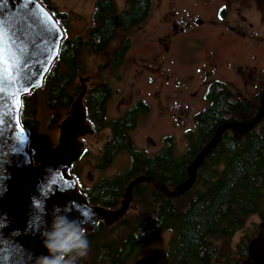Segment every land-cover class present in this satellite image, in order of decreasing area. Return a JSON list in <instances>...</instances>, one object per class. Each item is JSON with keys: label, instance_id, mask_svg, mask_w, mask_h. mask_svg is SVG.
<instances>
[{"label": "trees", "instance_id": "trees-1", "mask_svg": "<svg viewBox=\"0 0 264 264\" xmlns=\"http://www.w3.org/2000/svg\"><path fill=\"white\" fill-rule=\"evenodd\" d=\"M39 1L56 17L63 31L58 54L38 89L46 93L45 103L51 109L47 126L55 122L58 126L61 119L70 114L75 98L82 94L84 119L97 133L106 125L104 102L111 94V86L97 82L82 91L75 85L76 78L86 72L81 50L84 47L91 54L104 50L117 31L144 20L151 0H126L125 8L119 12L114 0H95L94 26L87 35L74 37L67 36V12L59 10L49 0ZM127 41L122 42V48ZM35 90L22 96L19 119L28 135L27 152L32 163L38 164L56 143L51 147H47L48 143L38 146L32 97ZM259 93L243 99L227 83L214 82L206 94L210 101L208 106L195 115L196 134L189 138L187 148L180 155L174 153V140L170 135L164 137V145L153 154L137 149L125 132L135 121L134 110H129L120 119L110 122L114 137L105 144L104 163L97 165L98 168L107 166L115 148L123 149L130 155L126 170L90 186L81 183L72 168L73 163L68 173L77 178L76 188L91 206L108 211L121 206L128 183L140 175L151 177L163 188L172 190L188 178L192 161L221 124L247 121L255 116L261 103ZM56 108L61 111H54ZM137 108L140 110V105ZM96 120L101 123L97 125ZM252 215L258 217L259 225L247 224ZM263 223L264 114L253 128L243 133L225 130L197 168L193 184L183 194L168 196L147 181L135 185L130 207L120 219L112 222L98 219L92 228L86 229L90 250L79 264H132L138 250L165 230L173 232L166 249V264H245L248 244ZM237 232L241 234L234 242Z\"/></svg>", "mask_w": 264, "mask_h": 264}, {"label": "water", "instance_id": "water-1", "mask_svg": "<svg viewBox=\"0 0 264 264\" xmlns=\"http://www.w3.org/2000/svg\"><path fill=\"white\" fill-rule=\"evenodd\" d=\"M0 24L22 37L17 41L20 51L12 50L15 58L7 66L16 83L12 87L6 86L0 94V225H3L0 226V264H37L38 257L48 255L43 246V233L49 230L54 214L65 215L90 229L98 219L112 222L121 218L129 208L133 186L141 181L152 183L168 196L183 194L193 184L198 166L225 130L243 133L253 128L264 114L261 99L257 113L250 120L221 124L211 141L192 161L188 178L174 189L163 188L153 178L140 175L128 183L117 210L90 206L68 173V167L83 149V144L76 139L77 126L84 119L81 102H75L72 112L61 125L56 145L37 165L32 164L27 152L28 135L19 119L21 98L42 87L43 79L58 54L63 31L56 17L39 0H0ZM21 76L23 79H18ZM25 84L30 86L26 89ZM49 177L56 181V185L51 184ZM84 209L87 215L83 214ZM33 216L37 218L36 223L29 227ZM161 254L160 249H154L133 264H156ZM244 263L264 264V223L250 240Z\"/></svg>", "mask_w": 264, "mask_h": 264}, {"label": "flooded vegetation", "instance_id": "flooded-vegetation-1", "mask_svg": "<svg viewBox=\"0 0 264 264\" xmlns=\"http://www.w3.org/2000/svg\"><path fill=\"white\" fill-rule=\"evenodd\" d=\"M156 3L157 4L155 7L157 6L156 8L159 10L161 9L160 23L162 27L159 29V33L152 39L148 40L143 38L142 44L150 49V51L145 54V57H143L142 53L137 57H126L127 51L130 50L132 46V38H130V36L127 34L124 35V33H127L130 28L124 29L120 32L123 34L121 38L117 37V34L119 33L117 31L107 44L106 48L101 52H98L99 54L106 52L113 42H118V48L116 51H114L112 58L106 62L105 65L107 67H105L101 73L98 74L99 80H97L94 84L97 82L107 83L106 79L110 75L113 80L117 79V82L115 83L118 85V90L122 92L126 87V83L124 82L125 79L122 75L132 72L133 80L128 82L130 90L118 98V103L116 104L115 113L112 118H109L111 113L108 111V104L110 99L113 97H111L112 87L110 96L104 102L106 125L103 128L101 127L99 130H97V134H103V131H106L107 133H104V136L106 137L101 141L102 143L100 144V148L96 157L97 165L99 163H104L102 162V158L105 156V144L110 138L114 137V132H112L110 129V122L112 120L120 119L129 110H134L133 114H135V121L132 126L125 129V132L130 137L133 145L136 147L133 135L137 133L141 123H143L140 121L138 125V119L146 116L145 120H147V118L153 111H155V109L158 111L160 116L164 117V115H171L173 119L176 120L174 124L176 123L177 126L184 124L189 119L193 120L195 129L186 130L184 132L189 143V140L194 138L196 134V124L194 120L195 115L208 106L210 101L206 94L212 84L216 81L227 83L236 93H239L237 92V87L229 84L231 83L230 81H233L234 83H243V80L244 82L254 81L252 83L253 85L254 83H259V86H261L259 89V100L261 101V96L263 100L264 90L262 88L264 85L260 80V77H262V80L264 79V62L263 66L259 68L253 63L242 62L241 64L239 63L240 61L235 58L240 56L248 45L251 46L252 43H258V41L255 39V37L258 36L257 31L254 33H249L247 31L246 26L251 28L253 25L252 23H248L246 21V16L242 13L241 8H234L232 15H229V11L233 9L231 0H156ZM153 6L154 0H151L150 11L153 9ZM197 7H201L203 10L210 11V25L206 28H203L204 25L202 24V20L194 15V10ZM134 26L135 25H133L131 28ZM207 33L215 34L219 37V39L226 40V42L229 43L226 45L207 48L203 52L202 56L196 57L195 53L197 50H200L203 48V46H205L208 38ZM116 38L117 40H115ZM124 38L128 41L127 45L122 48L121 44L125 40ZM231 47L235 48L230 51L227 50ZM228 54H230L231 57H227ZM233 56L234 58H232ZM249 59L251 61H255L256 55L251 54ZM120 64L122 73L115 74V71ZM145 69L151 74L146 79V84L154 88L152 93L148 92L149 96H154V105L149 100H147L144 95H142V91L134 88V85L140 81V78L144 77L143 73ZM183 69L186 71L182 72ZM222 76L224 77V80L222 79ZM119 82L123 83V87L120 88ZM115 83L114 86L117 87ZM75 85L77 84L75 83ZM191 87H194V89L192 90ZM133 90L138 91V94H136L134 98L132 94ZM119 93H116L115 95L119 96L121 94ZM257 93L258 91L255 93V95ZM240 98L243 97L240 95ZM196 102L197 104L195 105L194 103ZM138 105H140L141 111L139 108H137ZM128 118H130V116ZM83 120L88 126V123L85 121V119ZM96 122L97 125L101 123L100 120H96ZM88 128L92 133L93 131L91 130L90 126H88ZM167 135L169 134H166V136ZM152 143L153 140L151 135L148 134L147 144L151 146ZM136 148L143 151L145 154H153L160 149L159 147L155 152L152 151L153 153H149L144 149H140L138 147ZM84 152L85 151L83 147L79 157ZM116 155L117 158L123 159L124 157H129L130 159V155L127 151L115 148V154L111 159V162L107 166L104 165L105 167H103V165H101V168H98L97 166L96 167L106 171V169L110 168L116 163ZM92 184H94V182ZM166 231L170 232L169 230L163 231L154 241H156ZM171 236L172 232H170V239ZM170 239L168 238V243ZM153 242L149 243L148 245H152ZM168 243H166V246H168ZM154 249L158 248L153 247L152 250ZM166 249L167 247L161 249L162 254L156 264H166ZM149 254H146L142 257L148 256ZM163 255L164 260L160 262Z\"/></svg>", "mask_w": 264, "mask_h": 264}, {"label": "rangeland", "instance_id": "rangeland-1", "mask_svg": "<svg viewBox=\"0 0 264 264\" xmlns=\"http://www.w3.org/2000/svg\"><path fill=\"white\" fill-rule=\"evenodd\" d=\"M52 4H54L59 10L67 12L69 16V24L67 28V36L68 37H74L76 35H87L88 31L94 26L92 21V13L94 9V2L95 0H49ZM116 11L119 12L126 6V0H114ZM156 0H154V6L153 9L148 13V15L142 20L140 23L136 24L133 28H130V30L127 33H124L129 35L130 38H132V46L130 50L127 51L126 57L132 58L137 57L139 54H143V57H145V54H147L150 49L145 47V45L142 44L143 38L145 39H152L159 33V29H161L162 25L160 23L161 18V9L155 7ZM232 8L229 12V15H232V12L234 8H241L242 13L246 16V21L248 23H252V27H247V31L249 33H254L257 31L258 36L255 37V39L258 41V43H252V45H248L247 48L241 53L240 56L235 57L237 60H239L242 64V62L246 63H253L257 65L259 68L263 66L264 62V0H231ZM193 11L192 9H190ZM181 12V11H180ZM195 16L199 17L202 20V24L204 25L203 28H206L210 25V11L209 10H203L201 7H197L195 10ZM208 34L207 41L205 43V46L201 48L200 50H197L195 53L196 57L202 56L203 52L210 47H215L219 45H226L229 42H226V40L219 39V37L215 34ZM123 36L122 33H118L117 37L121 38ZM117 40V38L115 39ZM254 42V41H252ZM118 42H113L109 49L106 52L102 53H89L88 50L82 49L80 57L83 60V63L86 66V72L82 74L80 77L77 78L76 84L81 87L82 91H84L87 87L94 84L97 80H99L98 74L101 73V71L107 67L105 64L107 61H109L112 58V55L114 51L118 48L117 46ZM235 47H231L227 50H232ZM115 49V50H114ZM251 54L256 55L255 61H251L249 59V56ZM227 57H231L230 54L227 55ZM234 58V56L232 57ZM186 70L183 69L182 72H185ZM121 64L116 69L115 74H121ZM109 75V74H108ZM133 73L128 72V74H123L122 76L125 79L126 87L123 89L122 92L118 90L117 79L113 80L112 77H107V83H109L112 87V95L110 102L108 104V111L111 113L109 115V118H112L115 113L116 104L118 103V98H120L121 95L126 94L130 88L128 86V82L133 80L132 78ZM151 75L146 69L144 70L142 78H140V81L137 82L134 86L135 89H139L142 91V95L145 96L147 100H149L153 105L155 104L154 96L148 95V92L152 93L154 91V88L146 84V79L148 76ZM229 76V75H228ZM222 79L224 80V77L222 76ZM260 80L263 82L262 77H260ZM232 86L237 87V92L240 93L241 97L250 99L255 95V93L260 91L259 83L253 82H238L234 83L233 81H230ZM114 83L117 87L114 86ZM120 88L123 87V83L119 82ZM74 88V87H73ZM73 88L71 90H73ZM40 89V88H39ZM193 90L194 87H191ZM139 91V92H140ZM121 94H120V93ZM116 93H119L120 95H115ZM239 93H237L239 95ZM133 98L136 94H138V91L133 90ZM239 95V96H240ZM33 99L35 100V108L36 113L35 117L37 119V125L35 129L36 137H37V143L38 146L41 147L43 144H46L47 147H51V145L54 143H57L59 139V135L61 132V125L65 118L61 119L62 121L58 126L55 123L50 124L48 127V120L49 116L51 114V109L47 107L45 100H46V93H44L41 90L36 89L33 92L32 95ZM81 102L82 104V94L78 95L75 98V101L73 102V105L70 109V113L72 112V109L74 108L76 103ZM195 105L197 104L194 103ZM204 107V106H203ZM202 107V108H203ZM200 108V109H202ZM198 109V110H200ZM154 110V109H153ZM197 110V111H198ZM54 111H61L60 108L54 109ZM146 116H143L138 119V125L140 121L141 126L137 133L134 136L135 145L136 147L140 149H144L145 151L151 153L152 151H156L157 148L164 145L163 138L166 136V134H169L174 139V153L176 155L181 154L185 148L188 146V139L185 137V131L186 130H194L195 125L193 120L189 119L184 124H181L180 126H177L175 119L171 115H164L160 116L158 111L155 109L150 116L145 120ZM173 120V122H172ZM108 121V119H107ZM180 122V121H179ZM134 130V129H133ZM107 133L106 131H103V134H97V133H91L88 126L85 124L84 120L83 123L79 124L76 129V139L77 141L81 142L84 147V153L81 154L79 159L73 163L72 168L73 170L78 174L81 183L84 186H90L92 183L99 181L102 178H112L114 175L118 173H122L126 170L130 163L129 157L117 158L116 155V163L112 165L110 168L106 169H98L97 166V154L100 148L101 141L106 137L104 136ZM148 134L151 135V138L153 140V143L150 145L147 144V136ZM120 153V152H119ZM118 153V155H119ZM153 153V152H152ZM115 161V160H114ZM33 165H37L32 163ZM39 164V163H38ZM77 181V178L75 179ZM256 223V225H259L260 222L258 221V217L255 215H252L249 217V220L247 221V224ZM85 229H87L86 225H82ZM171 232V231H170ZM170 232H164L156 241L153 242L152 245H144L142 246L137 254L136 259L141 258L142 256L149 254L153 247L158 249H163L166 246V243H168V238L170 239ZM241 232H237L236 235L233 237V241L235 242L238 240ZM173 235V232H172ZM162 251V250H161ZM152 252V251H151ZM164 260V255L162 256L161 261Z\"/></svg>", "mask_w": 264, "mask_h": 264}, {"label": "clouds", "instance_id": "clouds-1", "mask_svg": "<svg viewBox=\"0 0 264 264\" xmlns=\"http://www.w3.org/2000/svg\"><path fill=\"white\" fill-rule=\"evenodd\" d=\"M43 246L48 255L38 257L37 264H79L90 250L86 229L62 214L53 215L49 230L43 233Z\"/></svg>", "mask_w": 264, "mask_h": 264}, {"label": "snow or ice", "instance_id": "snow-or-ice-1", "mask_svg": "<svg viewBox=\"0 0 264 264\" xmlns=\"http://www.w3.org/2000/svg\"><path fill=\"white\" fill-rule=\"evenodd\" d=\"M20 39H22V37L19 36L15 30L8 28L4 24H0V94L3 93L6 86L12 87L16 83V81L11 79L7 66L12 63L15 58L14 52L12 50H15L17 52L20 51V49L17 48V41ZM18 79H23V77H18ZM29 86V84H25L26 89ZM17 103H19L18 99ZM49 180L51 181L52 185H56V181L54 179L49 177ZM36 203L37 202L34 201V204ZM83 214H88L86 209H84ZM36 220L37 218L33 216L28 226L32 227L36 223Z\"/></svg>", "mask_w": 264, "mask_h": 264}, {"label": "bare ground", "instance_id": "bare-ground-1", "mask_svg": "<svg viewBox=\"0 0 264 264\" xmlns=\"http://www.w3.org/2000/svg\"><path fill=\"white\" fill-rule=\"evenodd\" d=\"M261 99H262V96H261ZM220 138H221V137H220ZM214 147H215V146H214ZM211 149H212V148H211ZM209 152H210V151H209ZM41 160H42V159H41ZM199 166H200V165H199ZM199 166H198V167H199ZM194 178H195V177H194ZM137 184H139V183H137ZM135 185H136V184H135ZM135 185H134V186H135ZM134 186H133V187H134ZM161 190H162V189H161ZM180 195H181V194H180ZM131 198H132V196H131ZM129 205H130V204H129ZM119 219H120V218H119ZM113 221H114V220H113Z\"/></svg>", "mask_w": 264, "mask_h": 264}]
</instances>
